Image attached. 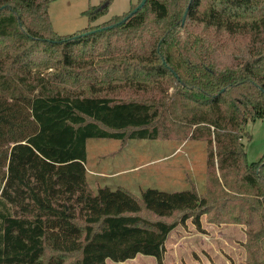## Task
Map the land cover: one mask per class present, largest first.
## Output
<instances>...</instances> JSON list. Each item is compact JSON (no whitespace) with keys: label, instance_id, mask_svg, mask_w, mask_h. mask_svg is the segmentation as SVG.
I'll use <instances>...</instances> for the list:
<instances>
[{"label":"trees","instance_id":"obj_1","mask_svg":"<svg viewBox=\"0 0 264 264\" xmlns=\"http://www.w3.org/2000/svg\"><path fill=\"white\" fill-rule=\"evenodd\" d=\"M49 2L0 0V264H162L204 215L244 226V264H264V155L243 144L264 119V0H146L71 35ZM89 139L202 141L204 191L92 192Z\"/></svg>","mask_w":264,"mask_h":264},{"label":"rangeland","instance_id":"obj_2","mask_svg":"<svg viewBox=\"0 0 264 264\" xmlns=\"http://www.w3.org/2000/svg\"><path fill=\"white\" fill-rule=\"evenodd\" d=\"M101 0H50L48 16L58 35H71L130 11L140 0H111L106 15L88 24L83 16L89 6ZM244 150L248 162L264 155V119L248 120ZM205 143L172 139L129 140L89 139L86 142V180L89 189L124 188L135 196L142 190L180 191L190 187L199 194L205 188ZM264 176V166L261 171ZM201 230L190 220L171 231L164 244L162 264H244L245 227L240 224H211L202 216ZM105 264H157L152 256L138 254L124 262Z\"/></svg>","mask_w":264,"mask_h":264},{"label":"water","instance_id":"obj_3","mask_svg":"<svg viewBox=\"0 0 264 264\" xmlns=\"http://www.w3.org/2000/svg\"><path fill=\"white\" fill-rule=\"evenodd\" d=\"M145 1H146V0H141L140 3L138 4V6H137L135 9H133V10L131 11L130 14H133V13H135L137 10L141 9L142 6L145 4ZM185 14H186V12H185L184 15H183V19H184ZM183 19H182V21H183Z\"/></svg>","mask_w":264,"mask_h":264}]
</instances>
